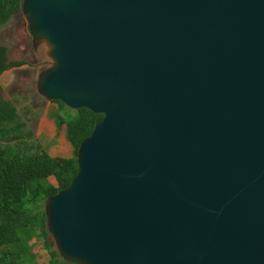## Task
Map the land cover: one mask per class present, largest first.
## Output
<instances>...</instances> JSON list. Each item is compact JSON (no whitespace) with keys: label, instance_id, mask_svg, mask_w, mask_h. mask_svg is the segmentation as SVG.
I'll list each match as a JSON object with an SVG mask.
<instances>
[{"label":"water","instance_id":"1","mask_svg":"<svg viewBox=\"0 0 264 264\" xmlns=\"http://www.w3.org/2000/svg\"><path fill=\"white\" fill-rule=\"evenodd\" d=\"M46 101L103 114L47 198L77 264H264V0H23Z\"/></svg>","mask_w":264,"mask_h":264},{"label":"trees","instance_id":"2","mask_svg":"<svg viewBox=\"0 0 264 264\" xmlns=\"http://www.w3.org/2000/svg\"><path fill=\"white\" fill-rule=\"evenodd\" d=\"M23 0H0V29L21 12ZM25 60H10L8 48L0 44V75ZM1 90V84H0ZM58 104L56 122L66 126L73 146L71 155H51L32 150V135L15 102L0 93V264H77L66 261L56 250L48 232L44 206L47 198L67 188L78 170L77 149L103 117L81 107ZM54 177L53 183L49 177ZM33 238L41 239L49 260L38 262Z\"/></svg>","mask_w":264,"mask_h":264},{"label":"rangeland","instance_id":"3","mask_svg":"<svg viewBox=\"0 0 264 264\" xmlns=\"http://www.w3.org/2000/svg\"><path fill=\"white\" fill-rule=\"evenodd\" d=\"M26 27L27 22L20 12L0 29V44L7 46L9 59L31 61L34 64L33 67L21 65L5 70L0 75V93L4 98L15 102L27 121L32 131L28 139L32 150H46L51 155H71L74 148L66 137V126L58 125L54 116L58 104L55 101L44 100L36 91L37 75L51 65V59L47 56V47L39 44L36 48V56H33L29 51L32 38L28 35ZM49 180L56 182L52 176ZM32 242L36 260L46 263L49 255L42 246V240L33 238Z\"/></svg>","mask_w":264,"mask_h":264},{"label":"flooded vegetation","instance_id":"4","mask_svg":"<svg viewBox=\"0 0 264 264\" xmlns=\"http://www.w3.org/2000/svg\"><path fill=\"white\" fill-rule=\"evenodd\" d=\"M28 35H30V33L28 32ZM31 36V35H30ZM31 38H32V36H31ZM32 40V39H31ZM30 53L33 55V56H36V48H35V46L33 45V42H32V44H31V46H30ZM22 65H25V66H27V67H33L34 66V64H32L31 63V61H29V62H26L25 61V63H23ZM21 66V65H20ZM16 67H18V66H16Z\"/></svg>","mask_w":264,"mask_h":264},{"label":"crops","instance_id":"5","mask_svg":"<svg viewBox=\"0 0 264 264\" xmlns=\"http://www.w3.org/2000/svg\"><path fill=\"white\" fill-rule=\"evenodd\" d=\"M58 155H62V154H58ZM69 156V155H68Z\"/></svg>","mask_w":264,"mask_h":264}]
</instances>
